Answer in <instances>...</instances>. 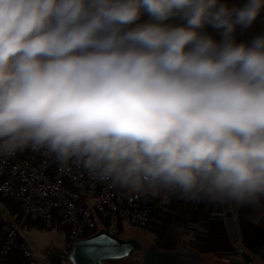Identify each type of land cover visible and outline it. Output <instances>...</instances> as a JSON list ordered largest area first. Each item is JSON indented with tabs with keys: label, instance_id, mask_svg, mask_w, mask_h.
Masks as SVG:
<instances>
[{
	"label": "clouds",
	"instance_id": "obj_1",
	"mask_svg": "<svg viewBox=\"0 0 264 264\" xmlns=\"http://www.w3.org/2000/svg\"><path fill=\"white\" fill-rule=\"evenodd\" d=\"M262 9L0 0V153L45 149L112 186L258 204L264 34L238 42L236 32Z\"/></svg>",
	"mask_w": 264,
	"mask_h": 264
},
{
	"label": "built area",
	"instance_id": "obj_2",
	"mask_svg": "<svg viewBox=\"0 0 264 264\" xmlns=\"http://www.w3.org/2000/svg\"><path fill=\"white\" fill-rule=\"evenodd\" d=\"M158 194L146 187L112 186L75 159L62 164L45 149L0 153V196L18 203L34 225L64 231L69 251L102 229L119 236L128 226L149 229L159 208ZM0 224L7 237L0 247V264H10V248L19 231L1 208ZM23 251L35 264L30 249L23 247ZM45 258L54 264H72L68 253L57 249L47 250Z\"/></svg>",
	"mask_w": 264,
	"mask_h": 264
},
{
	"label": "crops",
	"instance_id": "obj_3",
	"mask_svg": "<svg viewBox=\"0 0 264 264\" xmlns=\"http://www.w3.org/2000/svg\"><path fill=\"white\" fill-rule=\"evenodd\" d=\"M225 2L229 6H239L244 3V0H225ZM147 19V15L142 17V21ZM208 32L219 40V35L211 28ZM259 34H264V9L249 29H237L236 39L238 42L251 41ZM157 200L159 208L152 223L159 224L155 243L160 248L176 250L183 241H188L189 246L202 255L214 257L222 255L224 259L221 260L230 264L242 261L239 250L243 249L251 255L254 262L264 264V196L260 197L256 205H240L234 201L211 200L203 196L197 199H186L182 198L179 192L161 191ZM0 203L1 209L3 208L8 214L19 232L21 227L31 229L36 226L34 220L23 216L18 203L1 196ZM227 210L233 213L238 234L237 244L232 242L228 231ZM6 240L7 237L0 224V247ZM23 247L29 248L26 240L17 234L10 248V264H31V259L26 257ZM39 259L41 262L32 257L35 264L36 261L37 264H54L52 260L46 258L43 260L42 257ZM110 264H143V258L136 255L135 258L112 261Z\"/></svg>",
	"mask_w": 264,
	"mask_h": 264
},
{
	"label": "water",
	"instance_id": "obj_4",
	"mask_svg": "<svg viewBox=\"0 0 264 264\" xmlns=\"http://www.w3.org/2000/svg\"><path fill=\"white\" fill-rule=\"evenodd\" d=\"M228 231L232 242L238 243L237 228L233 213L227 210ZM143 254V264H203L204 256L183 241L176 250H165L155 242L146 243L138 236L123 238L102 229L91 237L76 243L69 251L72 264H106L122 261L134 254ZM242 261L237 264H258L243 249L239 250Z\"/></svg>",
	"mask_w": 264,
	"mask_h": 264
},
{
	"label": "rangeland",
	"instance_id": "obj_5",
	"mask_svg": "<svg viewBox=\"0 0 264 264\" xmlns=\"http://www.w3.org/2000/svg\"><path fill=\"white\" fill-rule=\"evenodd\" d=\"M158 225L159 224L152 223L149 229H144V230H138V229L128 226L125 232L122 234V236H125V235L130 236L131 234L132 236H138L142 238L146 243L155 242L157 241L156 232H157ZM20 229L21 230L19 234L26 240L29 246V249L32 253L33 259L35 258L36 260H39V262H41V259H39L40 257H42L44 260L45 252L47 250L59 249L61 251H65L69 253L70 247L67 241V235L64 231L46 230V229H42V227L40 228L37 226H34V228H31V229L22 228V227ZM136 255L143 258L142 253L134 254L132 258H135ZM203 256L205 258V263L203 264H230V262L225 263L224 260H221V259H224L222 255H218V256L215 255L216 257L210 256V255H203ZM241 260H242V257H241ZM109 262H112V261H109ZM36 264H37V261H36Z\"/></svg>",
	"mask_w": 264,
	"mask_h": 264
},
{
	"label": "trees",
	"instance_id": "obj_6",
	"mask_svg": "<svg viewBox=\"0 0 264 264\" xmlns=\"http://www.w3.org/2000/svg\"><path fill=\"white\" fill-rule=\"evenodd\" d=\"M130 236H132L131 234H130ZM130 236H122L123 238H128V237H130ZM62 252H64V253H66L67 254V252H65V251H62ZM139 254V253H138ZM110 263H112V262H107L106 264H110Z\"/></svg>",
	"mask_w": 264,
	"mask_h": 264
},
{
	"label": "flooded vegetation",
	"instance_id": "obj_7",
	"mask_svg": "<svg viewBox=\"0 0 264 264\" xmlns=\"http://www.w3.org/2000/svg\"><path fill=\"white\" fill-rule=\"evenodd\" d=\"M246 252V251H245ZM248 254V253H247ZM251 256V255H250Z\"/></svg>",
	"mask_w": 264,
	"mask_h": 264
}]
</instances>
